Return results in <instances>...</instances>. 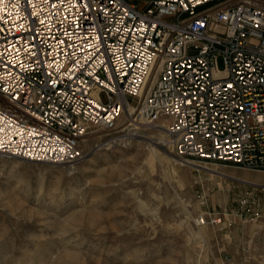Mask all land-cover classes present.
Wrapping results in <instances>:
<instances>
[{"label":"built area","instance_id":"built-area-1","mask_svg":"<svg viewBox=\"0 0 264 264\" xmlns=\"http://www.w3.org/2000/svg\"><path fill=\"white\" fill-rule=\"evenodd\" d=\"M129 104L179 158L264 170V0H0V154L79 161Z\"/></svg>","mask_w":264,"mask_h":264},{"label":"rangeland","instance_id":"rangeland-1","mask_svg":"<svg viewBox=\"0 0 264 264\" xmlns=\"http://www.w3.org/2000/svg\"><path fill=\"white\" fill-rule=\"evenodd\" d=\"M134 122L88 125L72 163L0 154V264H264V170L184 160L149 139L127 146ZM208 211L221 222L200 229Z\"/></svg>","mask_w":264,"mask_h":264},{"label":"bare ground","instance_id":"bare-ground-1","mask_svg":"<svg viewBox=\"0 0 264 264\" xmlns=\"http://www.w3.org/2000/svg\"><path fill=\"white\" fill-rule=\"evenodd\" d=\"M216 74H218V73H216ZM132 110H133V108H132V105L131 104L126 105L125 108H124V113L123 114H126L127 117H128L130 115V113L132 112ZM124 123L125 122H123L122 125ZM134 124H135V131L130 133L134 137L128 140V142L126 143L127 146H135V147H137L140 142L147 143L148 145H150V142H146V140H144V139H149V141L156 142V143H161V145H164V144L166 145L167 144V141H166V139L164 137V135L166 134V132H165V128L163 126V123H161V122L160 123H158V122H150V121H148L146 119L140 118V119L136 120V123L134 122ZM136 128L138 130H136ZM147 128H151V129L157 130L160 133V137L157 136V135H154L153 133H150V131H149V134H147V132H145V130ZM114 139L115 138L108 139V141L105 142L106 143L105 144V146H106L105 148H109V146L115 144ZM6 156H8V155H6ZM8 157H12V156H8ZM115 157H117V154H114V156L113 157H110V158L113 159ZM12 158H16V157H12ZM102 158H103V160H105L108 157L107 156H104ZM19 159H21V158H19ZM0 161L3 162L2 165H4V164L6 165V163H5L6 159H0ZM176 161L179 162L178 160H176ZM179 163H182V162H179ZM190 163H192V162H190ZM93 165H95V159L93 157H89V165H85L84 168H85V170H89V168L91 166H93ZM199 166H202L203 167V165H199ZM217 224H219V223H217ZM205 225L206 224H202V225L197 224V227H199L200 229H203L205 227ZM213 225H216V224H213ZM200 233H201V231H200ZM204 233H205V231H204ZM51 254H52V248L47 249L46 254L45 255H42L40 257V261H43L44 258L46 259L47 257L51 256ZM65 254L67 256L73 257L76 254V252L75 251H70V249H69V250H66L65 251Z\"/></svg>","mask_w":264,"mask_h":264}]
</instances>
